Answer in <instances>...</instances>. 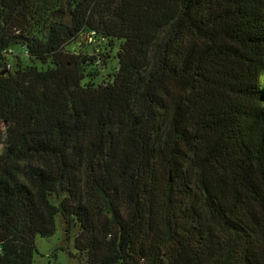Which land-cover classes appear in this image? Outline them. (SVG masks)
Segmentation results:
<instances>
[{"label":"trees","instance_id":"obj_1","mask_svg":"<svg viewBox=\"0 0 264 264\" xmlns=\"http://www.w3.org/2000/svg\"><path fill=\"white\" fill-rule=\"evenodd\" d=\"M57 214L80 264H264V0H0V264Z\"/></svg>","mask_w":264,"mask_h":264},{"label":"rangeland","instance_id":"obj_2","mask_svg":"<svg viewBox=\"0 0 264 264\" xmlns=\"http://www.w3.org/2000/svg\"><path fill=\"white\" fill-rule=\"evenodd\" d=\"M116 49L117 42L113 46V51L109 52L106 65L103 66L100 72L99 81L107 78L108 73L113 71V67L116 65V59L114 58ZM23 61L29 62L26 58H23ZM55 225L56 230L53 235L49 237L37 235L35 237V251L32 264H80L78 251L74 245V238L78 227L73 225L68 234L60 214L56 215Z\"/></svg>","mask_w":264,"mask_h":264},{"label":"built area","instance_id":"obj_3","mask_svg":"<svg viewBox=\"0 0 264 264\" xmlns=\"http://www.w3.org/2000/svg\"><path fill=\"white\" fill-rule=\"evenodd\" d=\"M88 41H89V42H93V41H94L93 33H90V34L88 35Z\"/></svg>","mask_w":264,"mask_h":264}]
</instances>
